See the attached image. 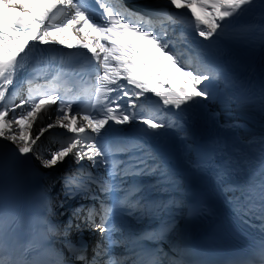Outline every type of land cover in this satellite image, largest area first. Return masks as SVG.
Returning a JSON list of instances; mask_svg holds the SVG:
<instances>
[{
    "label": "snow or ice",
    "instance_id": "obj_1",
    "mask_svg": "<svg viewBox=\"0 0 264 264\" xmlns=\"http://www.w3.org/2000/svg\"><path fill=\"white\" fill-rule=\"evenodd\" d=\"M0 264H264V0H0Z\"/></svg>",
    "mask_w": 264,
    "mask_h": 264
},
{
    "label": "bare ground",
    "instance_id": "obj_2",
    "mask_svg": "<svg viewBox=\"0 0 264 264\" xmlns=\"http://www.w3.org/2000/svg\"><path fill=\"white\" fill-rule=\"evenodd\" d=\"M45 135H47V133Z\"/></svg>",
    "mask_w": 264,
    "mask_h": 264
}]
</instances>
